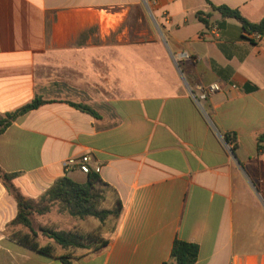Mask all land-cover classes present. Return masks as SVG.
Listing matches in <instances>:
<instances>
[{
  "label": "crops",
  "instance_id": "0c3cea01",
  "mask_svg": "<svg viewBox=\"0 0 264 264\" xmlns=\"http://www.w3.org/2000/svg\"><path fill=\"white\" fill-rule=\"evenodd\" d=\"M211 4L264 21V0H155L159 30L143 41L125 24L142 20V0H0V115L49 101L0 134V169L36 199L65 175L84 182L62 165L88 155L121 204L105 248L37 236L44 255L10 237L17 205L0 182V264H165L175 239L198 246L195 264H264V40L243 39ZM212 84L201 112L187 87Z\"/></svg>",
  "mask_w": 264,
  "mask_h": 264
},
{
  "label": "trees",
  "instance_id": "16d2710c",
  "mask_svg": "<svg viewBox=\"0 0 264 264\" xmlns=\"http://www.w3.org/2000/svg\"><path fill=\"white\" fill-rule=\"evenodd\" d=\"M212 12H216L222 19H232L239 23L243 33L242 38L250 43H256L249 35L257 34L264 37V21L251 23L244 19L237 9L226 6H213ZM197 20L203 24H208L211 13L198 12L195 14ZM49 102L39 97H35L29 103L0 115V134L11 126L18 118L27 112L37 109L39 106ZM70 106L88 113L97 118V114L88 106L82 104L68 103ZM226 142L232 143L235 148V138L233 135H224ZM257 151L264 153V132L256 137ZM16 174L5 173L0 169V182L10 194L17 205L15 218L7 224L6 230L10 237L19 244L30 248L38 253L50 255L53 249L50 246H39L36 242L37 236H44L50 239L58 248L64 251L69 250H90L96 252L106 247L108 239L98 237L96 234H81L77 231L52 230L44 227H34L33 218L43 216L55 211L57 214L65 215L77 221L86 219L95 220L99 229L108 227L112 231L116 220L120 216L121 204L114 195L108 207H101L104 201L103 191L113 192L111 187L103 182L94 171L86 174L84 182H76L68 176H63L57 180L38 198L32 199L21 195L14 186L13 179ZM20 226L28 233L16 230ZM98 233V232H97ZM198 256V246L175 239L169 255V260L165 264H195ZM63 264H70L65 258H59Z\"/></svg>",
  "mask_w": 264,
  "mask_h": 264
},
{
  "label": "rangeland",
  "instance_id": "374dc122",
  "mask_svg": "<svg viewBox=\"0 0 264 264\" xmlns=\"http://www.w3.org/2000/svg\"><path fill=\"white\" fill-rule=\"evenodd\" d=\"M141 17H142V20L140 22L138 21V19H134V20L126 21L125 24L128 28H131V32H133V30H135L136 33L141 32L142 40L144 41V40H148L155 30L157 31L158 24L147 11L143 12ZM109 194L110 193L107 190L103 191V195L105 198H104V201L102 202L101 207L109 206V203H110ZM36 217H37L36 218L37 222L36 224H34V227L43 226L44 228H50L52 230H62V231H66L68 229L71 230L70 225L72 221L74 220L65 215L57 214L55 211H51L48 214H45L43 216H36ZM74 221L75 223H77V229L75 231L80 232L83 235L93 234V236H95L96 234L98 237L103 238L106 235V232L108 230L107 229L108 227H106L105 229L106 231L103 232V235H100V233H97V229H96L97 222L91 218L78 221V222L77 220H74Z\"/></svg>",
  "mask_w": 264,
  "mask_h": 264
},
{
  "label": "built area",
  "instance_id": "2783aa9c",
  "mask_svg": "<svg viewBox=\"0 0 264 264\" xmlns=\"http://www.w3.org/2000/svg\"><path fill=\"white\" fill-rule=\"evenodd\" d=\"M142 2L143 4L147 6V8H149L150 5L154 4L155 0H142ZM249 38L253 39L256 43L264 40V37H260L257 34L249 35ZM217 91H219V86L217 84L209 85L206 89H202L199 87L197 88V91H193L187 87V92L190 98L192 99L193 103L196 105V107L201 112H203V103L207 99V97H209L210 95H212L213 93ZM224 145H225V148L230 152L232 149V143L227 142ZM89 161H90V157L88 155H85L81 157L79 161L74 160V159H67L66 161L63 162L62 166L65 171H68L71 168L76 167L80 173L85 174V175L89 173L90 171H94L95 173H98L99 168H95L94 170H92L89 167V164H88Z\"/></svg>",
  "mask_w": 264,
  "mask_h": 264
},
{
  "label": "water",
  "instance_id": "95a60500",
  "mask_svg": "<svg viewBox=\"0 0 264 264\" xmlns=\"http://www.w3.org/2000/svg\"><path fill=\"white\" fill-rule=\"evenodd\" d=\"M144 7L146 8L147 12L151 15L150 10L147 8L145 4H144Z\"/></svg>",
  "mask_w": 264,
  "mask_h": 264
}]
</instances>
